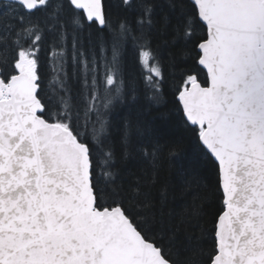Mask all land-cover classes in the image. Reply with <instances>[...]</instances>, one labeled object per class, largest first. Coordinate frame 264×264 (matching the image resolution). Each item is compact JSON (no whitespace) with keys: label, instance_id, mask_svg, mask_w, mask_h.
Segmentation results:
<instances>
[{"label":"snow or ice","instance_id":"6c2138e0","mask_svg":"<svg viewBox=\"0 0 264 264\" xmlns=\"http://www.w3.org/2000/svg\"><path fill=\"white\" fill-rule=\"evenodd\" d=\"M120 6L0 0V264H264V0ZM126 56L147 99L174 97L218 177L212 228L197 225L183 259L152 193L179 145L126 123L119 159L141 134L139 174L111 147L114 101L137 99Z\"/></svg>","mask_w":264,"mask_h":264},{"label":"trees","instance_id":"16d2710c","mask_svg":"<svg viewBox=\"0 0 264 264\" xmlns=\"http://www.w3.org/2000/svg\"><path fill=\"white\" fill-rule=\"evenodd\" d=\"M166 3V0H160ZM106 7L113 15L121 13L120 0H105ZM93 40H95V30L93 29ZM106 35V33H101ZM169 51L163 50L161 55L167 57ZM126 78L135 77L137 87V99L131 102V97H126L123 101H114L107 119L110 123L111 147L117 154V167L119 169L132 168L139 174L141 157L134 149L143 139L141 134L133 130L130 136L131 147L128 151L131 157L127 161L119 159L120 153L124 150L122 136L126 123L132 125L139 124L142 132L151 131L157 135L162 144H178L176 154L169 156L165 150L158 161L157 175L158 182L153 186L152 193L157 201V208L160 207L161 192L165 197L163 201L164 225L156 224L157 229L178 228V247L176 251L181 253L180 259L184 258V247L188 236L199 235L197 225L211 229V221L219 207L217 197L213 195L217 184V174L214 165L202 161L199 157L195 138L185 129L178 112L177 102L166 90L163 102L156 104L151 102L144 94V85L139 77V70L134 69L127 56L124 61ZM190 66V65H186ZM150 95V94H149ZM145 168H149L147 162H143ZM150 170V168H149ZM200 210L199 217H193L194 209ZM159 219V214L158 217ZM171 235L170 232H166ZM210 237V233H209ZM167 243V241H165ZM212 241L209 238L205 247L210 248Z\"/></svg>","mask_w":264,"mask_h":264}]
</instances>
